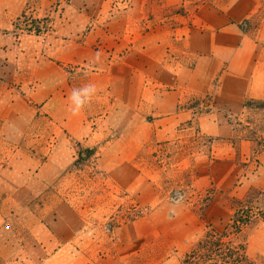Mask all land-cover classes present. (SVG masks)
<instances>
[{
	"label": "rangeland",
	"instance_id": "374dc122",
	"mask_svg": "<svg viewBox=\"0 0 264 264\" xmlns=\"http://www.w3.org/2000/svg\"><path fill=\"white\" fill-rule=\"evenodd\" d=\"M248 207L264 0H0V264H185L209 233L264 260Z\"/></svg>",
	"mask_w": 264,
	"mask_h": 264
},
{
	"label": "trees",
	"instance_id": "16d2710c",
	"mask_svg": "<svg viewBox=\"0 0 264 264\" xmlns=\"http://www.w3.org/2000/svg\"><path fill=\"white\" fill-rule=\"evenodd\" d=\"M254 219H262L264 222V208L258 207L255 211L253 207H248L236 211L230 226L238 234L245 224ZM227 236L226 233H209L199 242L192 257L186 259L185 264H196L199 258L209 264H264V260L251 258L243 246H236L235 241L225 240Z\"/></svg>",
	"mask_w": 264,
	"mask_h": 264
},
{
	"label": "clouds",
	"instance_id": "9594fccd",
	"mask_svg": "<svg viewBox=\"0 0 264 264\" xmlns=\"http://www.w3.org/2000/svg\"><path fill=\"white\" fill-rule=\"evenodd\" d=\"M88 92L89 90L88 89H81V90H78V91H74V94H73V97H74V100L77 104V109H79L80 107L83 106V101L80 99V95H79V92Z\"/></svg>",
	"mask_w": 264,
	"mask_h": 264
}]
</instances>
